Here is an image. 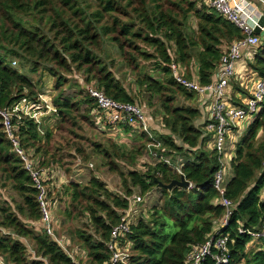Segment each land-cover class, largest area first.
Listing matches in <instances>:
<instances>
[{"label":"trees","instance_id":"16d2710c","mask_svg":"<svg viewBox=\"0 0 264 264\" xmlns=\"http://www.w3.org/2000/svg\"><path fill=\"white\" fill-rule=\"evenodd\" d=\"M93 1L95 6L90 0H0V111L11 112L23 100L45 110L38 92L43 71L55 79L57 132L28 116L11 120L20 148L39 169L49 171L50 176L65 151L77 153L86 163V148L77 140L79 130L88 124L111 129L103 114L97 113L86 86L94 84L118 102L140 104L138 96L117 76L119 63L136 74L135 82L144 94L158 99L162 124L169 132L163 134L156 126L151 127L154 138L143 131L135 133L133 144L139 145L131 148L110 139L91 140L89 147L107 159V167L121 179L122 190L110 191L98 177L86 184L66 185L71 199L66 217L88 219L83 227L69 229L68 249L82 264H108L112 230L129 210L130 200L138 194H151L157 187L155 178L164 184L179 180L181 174L174 166L184 157L180 170L193 188L160 189L161 206L142 213L123 239L132 244L130 264H189L193 250L217 233L229 239L227 264H264V240L259 249L248 253L252 238L240 232L241 228L257 230L264 221V139L257 143L259 132L264 131V105L236 149L234 176L225 191L233 206L228 225L223 227L220 221L226 208L216 203L220 196L213 186L219 156L206 147L202 127L197 124L202 116L199 106L178 104V98L198 101V94L178 84L171 70L172 64H178L186 78H198L201 85H209L216 78L226 48L244 39V34L213 10L210 0ZM192 20L197 22L196 30ZM110 48L120 54V62ZM253 52L251 60L246 58L248 67L264 78V38ZM8 57L29 64L32 72H41L39 83L15 69ZM75 73L84 75L75 86L78 94L65 96V88L74 87L69 83ZM3 122L0 114V190L10 188L21 202L0 198V258L8 264H76L51 236L37 228L42 220L38 190ZM120 128L127 133L132 130L124 125ZM156 141L161 147L149 148ZM145 153L152 159L153 153L167 158L172 166L156 161L145 164L142 170L136 168ZM54 200L50 194L51 203ZM25 240L34 244L40 259L28 257ZM216 253L213 248L212 255ZM201 264L217 262L208 256Z\"/></svg>","mask_w":264,"mask_h":264},{"label":"built area","instance_id":"2783aa9c","mask_svg":"<svg viewBox=\"0 0 264 264\" xmlns=\"http://www.w3.org/2000/svg\"><path fill=\"white\" fill-rule=\"evenodd\" d=\"M210 7L220 14L225 20L236 26L244 34V39L235 41L224 51L221 58L219 70L215 80L209 85L203 86L198 78L188 79L185 77L184 68L178 64H172L171 70L175 81L183 86L187 91L196 93L200 96V108L206 110V118L203 123V137L212 142L213 149L219 156L220 167L215 173L213 186L219 192L220 198L218 203L226 208V214L220 224L225 227L228 225L233 203L225 198L227 152L226 139H234L240 136L239 127L242 123L252 124L259 116L264 105V78L252 72L248 64L243 58H253V49L261 43V36L255 34V29L259 27L260 21L264 19V0H210ZM264 31V27H261ZM245 92L247 100L243 102L233 99L234 85ZM88 96L97 105V113L103 114L111 129L123 134L121 125L130 126L132 128L131 136L135 133L143 131L151 138H154L149 118L146 112L137 104H127L118 102L108 97L102 90L94 84L86 86ZM41 102L45 104L46 110L35 109L32 102L23 100L16 104L11 112H1L4 120L3 125L5 131L13 144L15 152L20 156L25 164V169L29 172L38 190V202L42 211V220L37 228H41L43 233L51 236L76 262L82 264L74 257V253L68 249L71 242L66 237H59L56 231L55 218L52 208L58 203L50 201V194L53 193L55 182H52V172L41 170L37 164L31 159V156L25 154L20 148V141L15 136L12 125L14 116L24 115L34 119L37 123L41 119L52 112H56L54 108L47 104L44 96H40ZM102 117H99L101 120ZM249 125V126H250ZM103 127V126H102ZM105 128V127H103ZM124 135V134H123ZM209 143V142H208ZM152 147H161V143L156 141ZM158 162L164 161L171 165L167 158L152 154ZM82 161L78 160L76 166L80 167ZM182 166V165H181ZM92 169V166H88ZM181 167L176 170L182 174ZM50 182V183H49ZM193 188V184L191 188ZM144 197L137 196L130 200L129 210L121 217V221L115 226L111 233V239L108 243L112 255L108 264H130V250L132 244L123 241L128 234L131 233V227L138 222L140 215L145 214L141 211ZM145 201V200H144ZM221 226V227H222ZM241 233H245L252 238V242H261L264 240V221L262 226L257 230L240 229ZM212 236L210 240L193 250L189 256V264H201L208 256H212L217 264H227L229 262L228 237ZM213 248L217 253L212 255ZM80 256H84L83 252L77 251ZM0 264H8L0 258Z\"/></svg>","mask_w":264,"mask_h":264},{"label":"rangeland","instance_id":"374dc122","mask_svg":"<svg viewBox=\"0 0 264 264\" xmlns=\"http://www.w3.org/2000/svg\"><path fill=\"white\" fill-rule=\"evenodd\" d=\"M90 4L92 6H95L96 2L93 0H90ZM191 25L193 26L194 30L197 29V22L195 20L191 21ZM112 51V55L116 58L117 62H120V54L117 52L116 49L110 48ZM243 60L248 64V60L244 57ZM8 62L11 63V65L18 70H21V72L25 75H27L28 78H30L34 82H38L42 80V86H38V92L39 95L44 96L45 100L47 101V104L54 108V99L57 96L56 91L54 90V81L55 79L50 76V74L47 71H43V75L40 79V74L41 72H32V68L29 64L21 63V60H18L16 58H11L8 57L7 59ZM117 76L121 79V81L125 84V86L129 89L132 90L134 94L138 96L139 100V105L143 110L149 114V124H151V127H156L159 126L161 132L163 134H168L169 132L164 128L162 124V119L164 118L162 114V109H161V104L158 102L157 98H152L150 99L149 94H144L143 91L138 87V85L135 82V73L131 72L130 70H127L124 66H122L121 63L118 64V67L115 69ZM149 72H152V68L150 70L149 67ZM82 78H84V75H79L75 73V76L72 77L70 80H72L69 85L65 88V96H76L78 94V89L76 84H79V82H82ZM40 79V80H39ZM72 86V88H69ZM39 96V98H40ZM41 100V99H40ZM178 104L180 105H191L194 107L198 106L197 100L193 101H185V99L178 98ZM45 106L44 103H42V108ZM55 109V108H54ZM46 110V109H45ZM55 113L47 114L41 119V124L42 126L45 125V127H49L50 129L53 130V132H57V128H59L60 121L56 117ZM250 124L242 123L239 127V132L242 133V137L236 138V133L234 136V139L231 140L230 138L226 139V152H227V164L225 166L226 169V178L224 180V185L227 183V179L231 173L233 174V169H231L232 165V159L235 158L236 155V148L240 144L242 138L245 136L247 129ZM44 131V129L42 128ZM80 137L77 139L78 142L81 144L82 147L86 148V154L88 157V161L85 163L83 161L84 159L81 158L77 153L75 152H70L68 153L67 151L62 153V159L61 163L54 165L52 168L54 170H59L61 172H64L67 177H64L63 175H60L59 178H55V181L59 182L57 186L54 188L52 197L58 201V203L55 204L54 208H52L53 211V216L55 218V224H56V231L59 237H66L68 236L69 229H77L80 227H83L84 224L88 222V219L83 217V218H78V219H69L66 217V212L68 208L70 207L71 204V199L68 191L66 190V185H68L71 182H76L80 184H86L89 182V180L92 177H98L101 181L105 182L107 184V187L110 191L114 193H118L119 190H122L121 186V179L118 175L114 174L111 172L110 168L107 167V159L104 157L97 156L94 151L89 147L92 145L91 140L94 141H102L105 139H110L114 140L115 142L119 144H127L130 148L133 147L134 145H139L133 144V137L131 134L127 135L126 137L121 134L116 132L113 129L109 128H103L100 126H95V125H85L84 129L79 130ZM135 139V138H134ZM264 139V131H260L257 137V143L261 142ZM132 141V142H131ZM78 160H82V165L80 167H77L76 164ZM156 159H152L149 157L146 153L143 155L142 158L138 159L136 168L142 170L145 164H155ZM91 165L92 169H90L88 166ZM63 176V177H62ZM52 179V182H55ZM1 179H0V187H1ZM62 184V185H61ZM158 195H147L149 196L147 201L145 202L143 200V205L142 209L144 212H146L147 209H153L154 207H160L162 204V192L158 191ZM139 195V194H138ZM140 196V195H139ZM0 198L3 201H8L13 202L15 200V203H20L21 200L20 198L10 190V188H7L6 190H0ZM12 208H14V204L11 205ZM146 208V209H144ZM240 225H242L241 222H239ZM67 238V237H66ZM25 243L27 245V251H28V257L32 259H40V257L36 256L35 253V246L34 244L29 241L25 240ZM260 242H251V244L248 245L247 247V252L250 253L251 251H256L260 247H258ZM256 249V250H255Z\"/></svg>","mask_w":264,"mask_h":264},{"label":"crops","instance_id":"0c3cea01","mask_svg":"<svg viewBox=\"0 0 264 264\" xmlns=\"http://www.w3.org/2000/svg\"><path fill=\"white\" fill-rule=\"evenodd\" d=\"M247 64V63H246ZM197 70V68L195 67V71ZM233 91V93H232V95H233V98H232V100L233 99H237V100H239V101H241V102H243L244 103V101H246L247 100V96H246V94H245V92L239 87V85L238 84H236L235 83V85H234V90H232ZM197 103H198V106H199V108H200V96L198 95V101H197ZM200 110H201V114H202V116L200 117V119H199V121H198V126L199 127H201L202 125H203V123L205 122V118H206V110H203V109H201L200 108ZM248 130V129H247ZM123 131V130H122ZM132 131V130H131ZM131 133V132H130ZM130 133H127V132H124L123 131V134H124V136L126 137L127 135H129ZM138 134V133H137ZM242 135V133L240 134V136H238L237 138H240V137H242L241 136ZM133 137H134V135H132ZM209 142V143H208ZM206 147H207V149H209L210 151H215L214 149H213V145H212V142H210L209 140L207 141V139H206ZM238 147V146H237ZM237 149V148H236ZM216 152V151H215ZM217 153V152H216ZM156 159V158H155ZM235 158H233L232 159V162H233V160H234ZM169 160V159H168ZM184 160H185V158L184 157H181V158H179V160H178V163H177V165L176 166H174V168H175V170H176V168H180L181 167V165H182V162H184ZM170 161V160H169ZM232 162H231V165H232ZM170 163H171V161H170ZM171 166H172V164H171ZM180 166V167H179ZM231 169H233L232 167H231ZM51 172H52V179H53V181H55V178L57 177V178H59L60 177V175H63L64 177H67L66 175H65V173L64 172H61V171H59V170H54V169H52L51 170ZM62 176V177H63ZM229 176H231V177H228V179H227V183H226V185L230 182V180L233 178V176H234V170H233V174L231 173ZM57 181H58V179H57ZM57 181H55V186H57V184L59 183V182H57ZM62 185V184H61ZM158 191H161L160 189H155L150 195H158L157 193H158ZM162 192V191H161ZM149 196H145L144 197V200H145V202H148L147 200L148 199H151V198H148ZM216 203H218V201L216 202ZM55 206V205H54ZM54 206H53V208H54Z\"/></svg>","mask_w":264,"mask_h":264},{"label":"water","instance_id":"95a60500","mask_svg":"<svg viewBox=\"0 0 264 264\" xmlns=\"http://www.w3.org/2000/svg\"><path fill=\"white\" fill-rule=\"evenodd\" d=\"M261 27H264V19L260 21L259 27L255 29V34L264 38V31L261 30ZM155 182L157 183L156 189H167L168 191H172L175 188H182L185 190H189L191 188L192 183L186 179V177L181 174L179 180H173L170 184H164L155 178Z\"/></svg>","mask_w":264,"mask_h":264}]
</instances>
